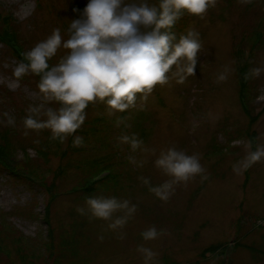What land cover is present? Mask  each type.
<instances>
[{
    "label": "rangeland",
    "instance_id": "rangeland-1",
    "mask_svg": "<svg viewBox=\"0 0 264 264\" xmlns=\"http://www.w3.org/2000/svg\"><path fill=\"white\" fill-rule=\"evenodd\" d=\"M38 1L40 4L36 0H0V13L7 12L17 23L23 52L56 27L66 39L67 28L74 20L70 11L73 0ZM176 24L173 32L177 37L189 29L199 33L202 49L197 54L194 75L183 84L172 80L168 85H157L142 109L109 116L104 104L90 105L84 124L74 134L83 137L80 147L73 146L74 137L64 144L51 140L48 130H28L24 135L26 109L40 102L37 85L33 79L24 81L25 76L19 80L14 77L19 62L0 44V121L6 120L4 112L16 120L15 126L0 122V132L2 126L8 127L16 158L27 161L25 167L47 182L62 171L55 179V191L65 194L96 168L108 165L118 172L117 181L88 197L127 199L137 206L125 227L113 231L103 220L78 214L76 208L85 206L88 197L60 196L51 205L47 225L41 216L45 193L28 190L0 175V230L10 227L20 238L19 250L14 245L7 247L11 264H145L136 251L140 245L157 254L149 264H218V258L219 264H264V160L242 166L246 144L251 140L238 133L249 125L242 105L237 103L236 66L241 62L233 55L236 49L244 55L252 52L250 69L264 68V0H217L203 18L185 13ZM255 32H260L262 39L251 51L249 42ZM63 53L59 50L49 63L54 64ZM221 73L227 79L217 82ZM251 79L256 91L252 114L256 118L249 133L255 135L251 142L255 149L258 144L264 145V71ZM117 117H128L131 127H115ZM87 128L93 130L91 137L83 136ZM122 133L137 134L144 147L155 149L157 155L171 146L189 155L198 153L208 179L201 182L197 176L186 185L176 186L166 202L160 200L138 177L147 178L150 186L168 177L155 168L154 155L139 150L131 153L128 145H120L116 137ZM130 154L137 161L146 160L144 166L130 163ZM238 163L239 172L234 169ZM151 226L161 234L145 241L140 234ZM47 227L57 245L52 256L44 246ZM120 232L125 233L123 240L117 238ZM101 235L103 241L98 239ZM0 240L8 243L9 238L2 233ZM235 243L239 245L235 247ZM210 246H217L213 254L205 253L200 258L201 251ZM249 246L256 251L250 252ZM221 247L229 248L225 261L218 254ZM0 264L8 263L0 258Z\"/></svg>",
    "mask_w": 264,
    "mask_h": 264
},
{
    "label": "clouds",
    "instance_id": "clouds-1",
    "mask_svg": "<svg viewBox=\"0 0 264 264\" xmlns=\"http://www.w3.org/2000/svg\"><path fill=\"white\" fill-rule=\"evenodd\" d=\"M216 3L217 0H156L155 3L149 0H88L79 18L70 22L66 39L59 27L54 28L50 35L22 54L23 61L13 70L17 80L29 74L39 77L40 102L26 109L22 119L24 135H28V130H48L51 140L64 144L69 137H74L73 146L80 147L84 144L83 137L74 134L84 124L89 105L102 103L108 115L114 116L142 109L157 85H168L172 80L183 84L195 73L202 44L195 29L179 37L172 29L185 13L203 18ZM61 49L63 55L50 64ZM262 71L264 68H252L245 78L258 77ZM226 79L227 75L221 73L217 82ZM52 104L57 107L49 106ZM3 116L6 120L0 122L15 126L13 116L8 112ZM127 120L128 117H117L115 127L130 128ZM116 140L120 145H128L131 153L139 150L156 157L155 168L168 179L157 186H150V181L143 176L138 179L162 201L166 202L180 184L186 185L197 176L201 182L208 179L198 153L189 155L171 146L161 149L157 155L155 149L144 147L135 133H122ZM246 149L244 168L264 160V145L258 144L253 151L249 141ZM127 159L138 167L146 163V160L137 161L131 154ZM234 169L239 172L240 164L234 165ZM136 210L137 206L127 199L103 196L88 197L85 206L76 208L78 214L90 220L107 222V229L113 231L123 229ZM160 234L151 226L140 235L143 240L150 241ZM117 238L123 240L125 233L120 232ZM98 239L103 241V235ZM136 251L143 256L145 264L157 255L142 245L137 246Z\"/></svg>",
    "mask_w": 264,
    "mask_h": 264
},
{
    "label": "trees",
    "instance_id": "trees-1",
    "mask_svg": "<svg viewBox=\"0 0 264 264\" xmlns=\"http://www.w3.org/2000/svg\"><path fill=\"white\" fill-rule=\"evenodd\" d=\"M74 3V4H73ZM36 4H40L38 0H36ZM86 5H82L78 3L77 0L72 1L71 6V18L77 19L79 18L80 10H83V8ZM76 9L77 11H73ZM14 26V27H13ZM17 23L7 14V12L0 13V44L8 53L7 55L11 56L12 58L17 59L16 54L13 51V48L16 46L20 51L23 52V47L19 43L18 38V32H17ZM177 24L174 26L172 31L176 28ZM262 39V34L260 32L253 33L252 37L250 38L251 42L249 45V48L251 51L254 50L255 47L260 44ZM24 53V52H23ZM234 57L238 58V61L241 63H238L236 66V83H237V103L242 105V111L243 114L248 119V125L249 127H244L241 130L239 129L238 133L239 135H243L247 139L251 140L252 138H255L254 133H249L250 124L252 121L256 118V115L252 114L253 107L251 103L256 99V91L253 86V80L250 78H245L246 74L249 73L250 70V62L249 60L252 58L253 53L250 52L248 54H245L240 51L239 49H236L233 51ZM30 77V78H29ZM34 78H32L29 75H25L24 81L27 79H33L34 83L37 85L39 77L33 75ZM242 78L246 79L245 83H242ZM249 82V84H248ZM248 85V86H247ZM250 90V93H249ZM7 93V92H6ZM238 98H241L242 101H238ZM248 100V104L246 105V101ZM90 106V105H89ZM251 111V113H250ZM3 131L0 132V175H4L8 177L10 180L14 181L16 184L20 186H24L28 190H37V191H43L45 195L47 196V200L45 205L42 209V221L45 222L47 225L49 224L48 221L50 219V212H51V205L53 201L56 198H59L60 196H68V195H74V196H81V197H88L94 194L99 188H102L110 183L116 182L118 179V172L111 171V169L108 167V165H101L98 168H96L95 171H92L89 173L86 177H84L78 186L74 187L73 189H70L65 194L64 192H58L56 190V184L55 179L60 177L62 175V171L55 176V178L51 182H47L45 179H41L36 175L31 169L25 167L26 162L24 160L17 159L14 155V152L12 150V147L9 143L10 138V131L8 127L2 126ZM84 137H91L93 130L92 128H87L84 131H82ZM107 161V160H105ZM101 162V161H100ZM111 164V167H113V164L111 161H109ZM101 164V163H99ZM103 164V163H102ZM108 172L107 175L100 179L97 182L90 183V179L97 175L98 173ZM3 227H0V229ZM47 235H46V241L44 243L45 248L51 253V256L53 253H55V249L57 248V245L55 244V237L53 236V232L50 227H47ZM4 234L6 237L9 238L8 243L2 242L0 240V258H2L6 263L11 264L9 260V251H7V247L9 245H14L17 250H19V246L17 243L20 242V238L16 235L15 231L7 227L4 229V231L0 230V235ZM235 247L239 245V243L234 244ZM61 246V245H58ZM217 246H210L208 248H205L201 251L199 254L200 258H204L205 253H211L215 251ZM250 252H253L252 250L256 251L253 246H249ZM252 249V250H251ZM11 252V251H10ZM221 254V250L218 253ZM220 263V260L218 258V264Z\"/></svg>",
    "mask_w": 264,
    "mask_h": 264
}]
</instances>
